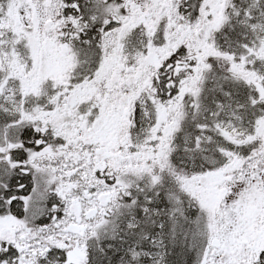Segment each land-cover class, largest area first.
<instances>
[{"label": "snow or ice", "instance_id": "snow-or-ice-1", "mask_svg": "<svg viewBox=\"0 0 264 264\" xmlns=\"http://www.w3.org/2000/svg\"><path fill=\"white\" fill-rule=\"evenodd\" d=\"M0 264H264V0H0Z\"/></svg>", "mask_w": 264, "mask_h": 264}]
</instances>
